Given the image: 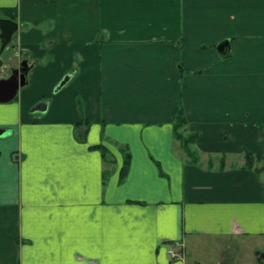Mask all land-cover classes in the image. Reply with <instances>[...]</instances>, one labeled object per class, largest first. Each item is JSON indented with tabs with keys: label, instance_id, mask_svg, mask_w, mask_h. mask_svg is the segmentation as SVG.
Wrapping results in <instances>:
<instances>
[{
	"label": "crops",
	"instance_id": "1",
	"mask_svg": "<svg viewBox=\"0 0 264 264\" xmlns=\"http://www.w3.org/2000/svg\"><path fill=\"white\" fill-rule=\"evenodd\" d=\"M3 9L10 66L30 70L0 104V264H262L264 173L242 165L264 163V0ZM180 108L196 164L173 136Z\"/></svg>",
	"mask_w": 264,
	"mask_h": 264
},
{
	"label": "water",
	"instance_id": "2",
	"mask_svg": "<svg viewBox=\"0 0 264 264\" xmlns=\"http://www.w3.org/2000/svg\"><path fill=\"white\" fill-rule=\"evenodd\" d=\"M17 32V23L9 18L0 19V72L9 70L10 75L0 79V104H6L12 101L20 88H23L27 84V74L29 69L25 72L19 68L11 70V59L13 56L5 54L7 46L10 44L12 36ZM217 52L220 54H226L230 51V42L225 40L220 42L216 47ZM5 54V55H4ZM68 77H65L57 89H60L67 81ZM42 105V104H41ZM45 105H42V107ZM4 133L0 130V134ZM264 264V260L261 262Z\"/></svg>",
	"mask_w": 264,
	"mask_h": 264
},
{
	"label": "trees",
	"instance_id": "3",
	"mask_svg": "<svg viewBox=\"0 0 264 264\" xmlns=\"http://www.w3.org/2000/svg\"><path fill=\"white\" fill-rule=\"evenodd\" d=\"M2 11H3L4 16L12 20H15V14L13 13V10L3 9ZM208 48L209 46L201 47V49H208ZM221 56H222V59H225V60H229L231 58L230 52L226 54H221ZM182 73H183V69H182ZM194 73L196 75H199L201 72L196 71ZM187 124L188 122L184 114V110L183 108H180L173 122V136L176 140L180 142V145L183 151L185 152V154L187 155V157L189 158L190 163L196 164L198 162V156H197V153L191 148V145L195 143L198 135L197 133H190L189 135L185 136L182 132H183V129H185V127L187 126ZM96 147L101 150L102 157L106 159L107 158L106 156L108 153L107 149L104 146H96ZM121 151L124 155V162H123V166L120 171V179L122 180L128 172L130 155L126 147L125 148L122 147ZM244 160H245V163L243 166L244 169L253 170L258 175H260L261 173H264V164L261 168H254V160L261 161L262 159L260 157L254 156L250 152L246 151L244 154Z\"/></svg>",
	"mask_w": 264,
	"mask_h": 264
},
{
	"label": "rangeland",
	"instance_id": "4",
	"mask_svg": "<svg viewBox=\"0 0 264 264\" xmlns=\"http://www.w3.org/2000/svg\"><path fill=\"white\" fill-rule=\"evenodd\" d=\"M182 43V42H181ZM202 46H206V45H201L200 46V50H207V49H201V47ZM23 59V58H22ZM185 136H187V135H189L190 133H188L187 131H186V127H185V129H183V132H182ZM193 145L194 144H192L191 145V148L194 150V148H193ZM195 151V150H194ZM196 152V151H195ZM197 153V152H196ZM197 156H198V154H197ZM218 160V159H217ZM198 161H199V158H198ZM213 162V161H212ZM218 162H219V160H218ZM232 163H234V165H236L238 162H239V164H241L242 162L241 161H237V160H233V161H231ZM244 163H245V160L243 161ZM244 163H243V165L242 166H244ZM263 164L264 163H262V160L261 161H256V160H254V168H261L262 166H263ZM210 165V167L212 166V163L211 164H209ZM254 264V263H253Z\"/></svg>",
	"mask_w": 264,
	"mask_h": 264
},
{
	"label": "flooded vegetation",
	"instance_id": "5",
	"mask_svg": "<svg viewBox=\"0 0 264 264\" xmlns=\"http://www.w3.org/2000/svg\"><path fill=\"white\" fill-rule=\"evenodd\" d=\"M14 68H19L20 70H23L24 72L29 69V66L27 65V63L25 62V60H22L18 63H14L13 67L11 68V70H13ZM10 75V71L8 70V73L5 75L6 77H8Z\"/></svg>",
	"mask_w": 264,
	"mask_h": 264
},
{
	"label": "built area",
	"instance_id": "6",
	"mask_svg": "<svg viewBox=\"0 0 264 264\" xmlns=\"http://www.w3.org/2000/svg\"><path fill=\"white\" fill-rule=\"evenodd\" d=\"M175 245L177 246V245H179V244L176 243ZM169 253H170V255L172 256V258L178 257V256H177V253H174V252H172V251H169Z\"/></svg>",
	"mask_w": 264,
	"mask_h": 264
}]
</instances>
